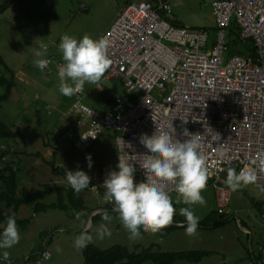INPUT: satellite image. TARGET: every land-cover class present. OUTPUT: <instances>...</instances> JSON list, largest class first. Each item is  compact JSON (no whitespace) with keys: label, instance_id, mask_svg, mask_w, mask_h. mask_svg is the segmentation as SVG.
<instances>
[{"label":"rangeland","instance_id":"374dc122","mask_svg":"<svg viewBox=\"0 0 264 264\" xmlns=\"http://www.w3.org/2000/svg\"><path fill=\"white\" fill-rule=\"evenodd\" d=\"M4 1L0 0V5ZM136 2L138 0H9L8 8L0 14V56L15 78L9 100L0 103V122L16 136L15 139H0V154H9L8 160L17 159V195L22 188L36 192L44 185H67L65 177L56 173V168L74 171L79 167L91 178V187L77 193L84 202L82 212L66 214L60 210L48 209L35 214L33 204L19 207L16 218L27 220L28 223L25 228L18 230L19 242L6 249L9 264H34L32 260H27L41 249L47 250L51 256L44 264H83L81 249L73 246L74 238L81 231L92 235L93 240L88 245H94L100 250L118 245L134 253L144 249L152 252L206 249L210 252L198 262L179 261L175 264H244L247 260L248 241L250 243L248 238L251 237V247L255 252V232L261 229V215L252 203L240 207V195L235 193L243 192L258 202L262 200L261 189L247 184L237 191L230 190L232 197L229 201V217H233V220L225 226L220 225L222 218H218L216 213L214 191L208 188L201 192L205 204H193L191 210L199 218L198 224L208 216L213 228L197 226L192 235L186 234L185 228L179 231L176 229L164 236L142 232L141 238L132 240L121 225L118 214L111 213L109 203L103 199V179L117 163L118 153L113 133L103 130L96 140L85 145H80L76 140L61 138L63 112L72 104L73 96L66 97L57 91L58 69L51 66V71L47 72L35 67L34 50L44 44L48 50L43 58L55 56L62 60L57 47L61 35L69 34L77 39L85 34L93 39L102 37L117 14L127 4ZM211 2L212 0L172 1L171 12L166 18L175 19V23L182 29L212 30L215 22L211 14ZM247 51L248 46L240 44L238 47H229L227 54L246 57ZM0 75L9 76L1 65ZM96 84L86 83L82 91V103L96 114L105 113L112 106L116 94L125 95L119 80L104 79L103 76ZM2 93L3 89L0 87V95ZM35 154H40V157H34ZM86 154L91 155V169L86 165ZM55 199V195H50L41 203L50 205ZM172 202L176 214L179 208L188 207L177 200V193ZM0 207L4 212L10 211L4 204H0ZM76 213H80L79 219L76 218ZM104 215L109 216L108 221L103 220ZM102 223L107 226L110 235L99 239L95 229ZM246 228L250 230L251 237L245 234ZM57 248L60 249L59 252ZM2 251L4 250H0ZM2 259L0 254V260Z\"/></svg>","mask_w":264,"mask_h":264},{"label":"built area","instance_id":"2783aa9c","mask_svg":"<svg viewBox=\"0 0 264 264\" xmlns=\"http://www.w3.org/2000/svg\"><path fill=\"white\" fill-rule=\"evenodd\" d=\"M144 0L122 9L102 35L111 63L104 79L119 80L125 95L98 117L79 102L72 112L77 124L86 127L80 144L94 141L105 129L114 134L118 157L136 168L135 181L145 179L136 162L145 149L139 136L167 133L175 141L183 128L199 133V151L205 158L206 190L214 191L217 213H226L230 193L225 184L229 168H252L256 179L249 183L264 190V0H212L215 33L210 38L198 29H182L166 18L170 2ZM234 21L240 40L251 41L253 57L227 55V32ZM43 71H51L49 60ZM60 62H53L58 69ZM70 138V135L66 133ZM92 136V137H91ZM95 137V138H93ZM171 200L173 183H165ZM264 223V207L261 211ZM260 258L247 264H264V237ZM50 255L42 251L35 264Z\"/></svg>","mask_w":264,"mask_h":264},{"label":"clouds","instance_id":"9594fccd","mask_svg":"<svg viewBox=\"0 0 264 264\" xmlns=\"http://www.w3.org/2000/svg\"><path fill=\"white\" fill-rule=\"evenodd\" d=\"M108 46L109 41L104 37L93 39L85 34L77 39L69 34L61 35L57 46L63 61L58 65L57 71L59 94L75 98V94L80 93L79 102L88 107L82 103V91L86 83L96 84L108 70L111 63L106 53ZM46 51V47L41 45L33 52L34 65L41 71L48 65L47 59L43 58ZM73 105L74 103L70 109ZM58 132L57 129L56 133ZM180 136L186 139L173 141L167 133L159 135L153 133L151 136L142 133L138 138V143L145 149V152L141 154L142 160L136 163L145 179L135 181L136 168L129 161L119 158L118 154L115 168L110 169L103 179L102 186L105 189L103 199L109 203L110 211L118 214L121 225L132 240L141 238L142 232L156 233L170 224L184 227L188 235L194 234L197 230L199 218L194 215L191 205L205 204L204 197L201 195L208 179L205 158L199 151V133H190L185 127L181 130ZM87 137L89 136L81 137V139ZM61 138L70 140L66 134ZM78 143L80 144L79 140ZM258 158L264 165V153H261ZM85 160L87 167L91 169V155L86 154ZM14 161L17 162V159ZM64 176L67 185L75 193H79L90 185V176L79 167L74 171L66 168ZM225 177L230 196V190L237 191L242 185L252 183L256 179L252 168H242L239 172L229 168ZM165 183H173L177 200L188 205L178 210V214L184 217V224L173 223L176 210L169 194L165 191ZM75 215L79 219L80 213ZM103 220L108 221L109 216L104 215ZM95 232L99 239L110 235L109 229L103 223L97 226ZM19 239L15 216H6L3 221H0V250H4L0 254L4 260L8 259L6 249L16 245ZM92 240V235L87 231H81L74 238L73 246L83 249ZM42 251L47 250H38L28 258L27 262L32 259L35 264ZM59 251L60 249L57 248V252ZM252 260L256 259L252 257Z\"/></svg>","mask_w":264,"mask_h":264},{"label":"trees","instance_id":"16d2710c","mask_svg":"<svg viewBox=\"0 0 264 264\" xmlns=\"http://www.w3.org/2000/svg\"><path fill=\"white\" fill-rule=\"evenodd\" d=\"M142 1L144 0H138V2L136 3ZM8 3L9 0H5L4 3L0 5V14L3 13L8 8ZM128 5L131 4H127V6ZM81 10L84 9L81 8ZM168 21L172 25L176 26L172 20L171 21L168 20ZM198 30H202L206 32L210 38H212L215 33L214 28L212 30L209 29H198ZM239 36H240V30L238 29L235 22L232 21L226 37L228 51H229V47H238L240 44H246L248 46V51L246 53V56L253 57L255 55V48L253 46V43L251 41L243 42L240 40ZM44 46L48 50V47L46 45ZM45 59L50 61L49 62L50 68L51 66H54L53 62H60V63L63 62L62 60H58L55 56H47L45 57ZM0 65L9 75L8 77H4L0 75V87L3 89V93L0 95V103H4L7 102L11 96L12 89L15 86V78L12 71L3 62L1 56H0ZM75 102L76 99L73 97L72 104ZM71 105L66 111L63 112L64 115L62 118L61 136L68 133L70 135L69 138L70 140L78 141L81 135L86 131V127L79 126L77 124L79 118L78 116L73 114L72 109H70ZM111 109L112 107H110V109L107 110L105 113L102 114L95 113V115L101 117ZM105 130L111 131L109 129H105ZM15 137H16L15 134L4 123L0 122V139H15ZM8 155L9 154H5V153L0 154V167H1L0 168V204L1 205L4 204L7 207H9L10 211L4 212L0 207V221H3L4 218L8 215H14L17 229L22 230V228L26 227L28 221L17 219L16 214L20 206L28 205V204H33V212L35 214L44 212L48 209L60 210L66 214L82 212L84 210L83 199L79 197L77 193L73 192V190L68 185L62 187H52L49 185H44L40 191H36V192H31L26 188H22L17 195L16 193L17 175H16V167H15L16 162L14 160H8L7 158ZM33 156L38 158L40 157V154H35ZM47 164H49V162ZM55 170L57 171L56 173L58 174L60 173L62 176H64L65 171L63 169L56 168ZM89 187H91V185H89ZM50 195H55L56 199L54 203L50 205H45L41 203V201L44 198ZM261 205L262 202L260 201L255 203V207L258 208L259 211L262 210ZM113 212L114 211H111V213ZM210 221L211 219L207 216L202 222L198 224V226H200V228L207 227L210 225L209 224ZM173 223H178L177 216L173 217ZM176 229H178V227L174 226L173 224H170L154 234L164 236ZM147 233H151V232H147ZM81 252L83 258V264H144L145 262H150L152 264H175L176 262L179 261L192 263V262H198L203 257L210 254V252L200 251V250H192V251H184V252H160V251L152 252L149 249H144L139 253H134L129 251L126 247L118 246V245L110 247L105 250H100L94 245H87L85 248L81 249ZM253 257L257 260L260 258V255L259 256L257 255L255 257L254 254ZM0 263L8 264L9 261L2 259L0 260Z\"/></svg>","mask_w":264,"mask_h":264},{"label":"crops","instance_id":"0c3cea01","mask_svg":"<svg viewBox=\"0 0 264 264\" xmlns=\"http://www.w3.org/2000/svg\"><path fill=\"white\" fill-rule=\"evenodd\" d=\"M179 1H181V0H179ZM170 20H172L173 22H174V24L176 25V26H178V23H175V22H177L175 19H170ZM180 25V24H179ZM179 27V26H178ZM215 28V27H214ZM228 55V54H227ZM97 85V84H96ZM117 96H119V95H115V97H117ZM112 104H113V100H112ZM112 107V106H111ZM110 109V108H109ZM108 109V110H109ZM98 114V113H97ZM231 192V191H230ZM236 195L237 194H239L240 195V197H239V199H238V202H240V207H244L245 205H246V203H252V204H254V206H255V201H253V198H251V197H249L247 194H244L243 192H239V191H237L236 193H235ZM231 197H232V192H231V196H230V200H231ZM260 202H262V209H263V207H264V191H262V200L260 201ZM230 203H229V206H228V209H227V211H226V213L224 214V215H217L218 216V218H222L221 219V224L220 225H223V226H225L227 223H230L233 219V217L232 218H230L229 216H230V214H231V211L229 210V207H230ZM257 211H258V214H260L261 213V211H259L258 210V208H257ZM176 216H177V222L178 223H181V224H184V217H182V216H180L179 214H178V211H177V214H176ZM260 222L262 223L261 224V229L260 230H257L256 232H255V252L253 251V249H252V247H251V240H252V234L250 233V230L249 229H245L244 230V232H245V234H248L249 235V237H251V238H248L249 240H250V243H249V241H248V249H246V254H247V260L245 261V263L247 264L250 260H252V257H253V255L254 254H256L257 253V255H258V247L262 244V238L264 237V223L261 221V219H260ZM239 225L240 226H242V223L241 222H239ZM208 227H212L211 225H209ZM227 227H229V226H227ZM181 228H184V227H178V231L181 229ZM213 228V227H212ZM172 232V231H171ZM231 232V231H230ZM200 243V242H199ZM200 245L203 247V244H201L200 243ZM205 249V248H204ZM188 251H192V250H188ZM200 251H207V252H209L208 250H200ZM161 252V251H160ZM179 252H184V251H179ZM256 255V256H257ZM255 256V257H256ZM244 263V264H245Z\"/></svg>","mask_w":264,"mask_h":264}]
</instances>
